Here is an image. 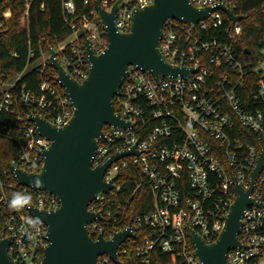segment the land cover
<instances>
[{"label": "built area", "instance_id": "built-area-1", "mask_svg": "<svg viewBox=\"0 0 264 264\" xmlns=\"http://www.w3.org/2000/svg\"><path fill=\"white\" fill-rule=\"evenodd\" d=\"M190 1L198 9L222 3L234 12L235 7L232 0ZM152 2L120 0L117 31L128 32L133 9ZM62 3L72 34L53 49L65 70L82 82L91 67L87 40L96 54L102 53L108 44L105 26L96 9L92 12L96 19L83 16L72 21L76 11L73 1ZM112 5L108 1L100 4L107 11ZM223 15L229 26H225ZM2 28L0 21V33ZM241 34L240 22L232 24L220 9L196 25L167 19L160 52L171 66L185 68L188 74L156 79L148 71L129 68L115 98V113L129 126L103 128L93 166L125 151L129 154L106 168L103 178L111 190L99 192L88 205L91 213L100 216L88 225L93 239L103 235L111 240L116 233L131 229L133 236L118 249L122 264V259L153 264L156 251L168 256L160 264H200L191 229L207 243L215 242L236 200V185L245 190L250 187L251 174L264 153V58L250 71L245 70L233 45L225 40V36L231 39ZM34 57L30 50L24 70L11 80L0 66V138L17 146L9 166L39 173L43 152L51 142L40 135L29 120L30 114L63 127L74 107L53 79L50 51ZM32 69L43 76L38 88L19 86V80ZM248 72L258 78L246 81ZM9 173L14 179L10 169ZM14 181L18 187L0 173V239L12 237L9 252L15 264H41L49 243L48 228L44 223H29L35 221L30 208L53 211L61 203L47 191ZM16 193L31 196L30 204L19 210L10 208ZM251 198L254 203L246 206L239 229L244 247L229 251L228 264H258L264 259V206H257L264 205V164ZM136 204L146 212L135 211ZM98 261L116 264L109 255Z\"/></svg>", "mask_w": 264, "mask_h": 264}, {"label": "water", "instance_id": "water-1", "mask_svg": "<svg viewBox=\"0 0 264 264\" xmlns=\"http://www.w3.org/2000/svg\"><path fill=\"white\" fill-rule=\"evenodd\" d=\"M119 4L120 0L116 1L110 11L95 4L98 17L105 26L108 44L102 53L96 54L87 40L91 67L82 82L65 70L57 60L55 50L50 48L51 66L57 72V82L74 107L73 116L63 127H56L39 115L30 114L29 120L36 125L40 135L51 142L43 152V167L39 173H32L10 166L19 185L47 191L61 203L53 211L30 208L35 222L44 223L48 228L49 243L41 264H100L98 258L102 255H109L114 263L122 264L118 249L128 237L133 236L131 229L116 233L111 240H106L103 235L93 239L88 225L100 216L91 213L88 205L99 192L111 190V184L103 178L106 168L112 161L129 154L125 151L102 165L93 166L98 149L97 138L103 134V128L107 125L129 126L115 113V98L120 95L124 79L130 73L129 68L135 66L148 71L156 79L188 74L185 68L171 66L160 52L167 19L196 25L220 9L232 24L243 20V16L236 15L222 3L198 9L190 0H153L148 6L133 9L129 31L121 33L115 27ZM263 164L264 153L251 174L250 187L245 190L240 184L236 185V200L215 242L207 243L191 229L195 255L200 264H228L229 251L244 247L239 239L241 219L246 206L254 203L251 191ZM257 206L264 205L257 203ZM11 241L12 237L0 239V264H15L9 252Z\"/></svg>", "mask_w": 264, "mask_h": 264}, {"label": "trees", "instance_id": "trees-1", "mask_svg": "<svg viewBox=\"0 0 264 264\" xmlns=\"http://www.w3.org/2000/svg\"><path fill=\"white\" fill-rule=\"evenodd\" d=\"M72 1L76 11L71 20L78 22L83 16L96 19L92 15L96 3L108 1L114 4L118 0ZM232 1L235 6L234 13L243 16L240 22L242 34L231 39L225 36V40L233 45L245 70L250 71L264 58V0ZM223 16L225 26H229L228 19ZM0 21L3 23L0 35V66L8 72V80L24 70L30 50L35 52L34 58L37 59L41 53L47 54L50 48H56L57 44L65 41L72 34L70 25L64 20L62 0H5L0 4ZM49 68L53 73V79H56L57 72L52 67ZM249 78L258 77L248 72L246 81ZM42 79L43 76L36 69H32L19 80L18 85L36 90ZM58 88L63 90L60 85ZM16 152V144L0 138V173L11 183L15 181L9 173V163ZM6 173L8 176L5 175ZM15 186L18 187L16 183ZM136 207L135 211L146 212L137 204ZM166 260L168 256L156 251L153 264H160ZM122 262L137 264L133 259H122Z\"/></svg>", "mask_w": 264, "mask_h": 264}, {"label": "clouds", "instance_id": "clouds-1", "mask_svg": "<svg viewBox=\"0 0 264 264\" xmlns=\"http://www.w3.org/2000/svg\"><path fill=\"white\" fill-rule=\"evenodd\" d=\"M34 183H36V182L34 181ZM30 202H31V196L16 193L13 195L12 199L10 200L9 207L14 209V210H19V209L29 205ZM29 223H35V221L30 219Z\"/></svg>", "mask_w": 264, "mask_h": 264}, {"label": "rangeland", "instance_id": "rangeland-1", "mask_svg": "<svg viewBox=\"0 0 264 264\" xmlns=\"http://www.w3.org/2000/svg\"><path fill=\"white\" fill-rule=\"evenodd\" d=\"M258 264H264V259H262Z\"/></svg>", "mask_w": 264, "mask_h": 264}]
</instances>
